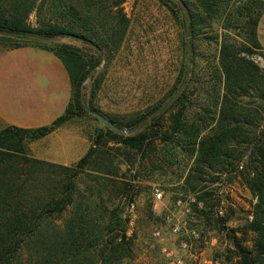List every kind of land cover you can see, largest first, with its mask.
<instances>
[{
	"label": "trees",
	"instance_id": "obj_1",
	"mask_svg": "<svg viewBox=\"0 0 264 264\" xmlns=\"http://www.w3.org/2000/svg\"><path fill=\"white\" fill-rule=\"evenodd\" d=\"M110 1L0 0V45L36 46L54 53L64 63L73 89L66 112L51 125L0 131V264H129L134 258L129 218L115 200L130 207L139 194L140 169L166 168L164 162L178 155L190 162L182 188L196 193L205 183L206 191L197 201L207 218L208 213L215 216L221 200L219 189L210 188L206 177L215 183L224 174L239 173L256 203L244 226V232L253 235L252 248L234 231L228 234L234 264H264V71L252 60L254 55L264 60L257 34L264 0L249 1L237 8L235 20L230 13L219 25L221 87L202 107L189 94L197 37L213 29L215 16L226 13L229 1L159 0L184 35L181 70L164 99L125 123L107 117L93 103L104 81L99 71L104 58L121 48L130 26L122 7L126 0L113 5ZM239 27L248 30L247 38L232 33ZM30 38H73L89 43L94 52L67 44H30ZM88 80L89 100L84 91ZM86 104L129 133L103 123L87 154L70 167L32 156L30 143L73 119L90 116ZM125 164L129 168L123 172ZM216 216L218 228L225 230L228 219Z\"/></svg>",
	"mask_w": 264,
	"mask_h": 264
},
{
	"label": "rangeland",
	"instance_id": "obj_2",
	"mask_svg": "<svg viewBox=\"0 0 264 264\" xmlns=\"http://www.w3.org/2000/svg\"><path fill=\"white\" fill-rule=\"evenodd\" d=\"M117 1L110 2L113 5ZM226 1H229L226 13L215 16L213 29L207 28L197 37L198 49L191 73L194 83L189 94L198 107L214 99L221 87L219 44L216 42L219 25L230 18V13L231 19L235 20L237 8L251 0ZM122 7L130 19L129 30L121 48L104 58L99 69L104 73V81L93 103L107 117L125 123L144 114L173 88L184 58V35L172 13L159 0H126ZM31 22L35 23L34 15ZM232 33L238 39L248 37V30L242 27ZM29 43L67 44L87 53L94 52L89 43L73 38H30ZM252 60L264 71L261 57L254 55ZM84 85L89 100L92 81L88 80ZM90 116L71 122L72 126L88 133L92 145L96 131L104 128V124ZM126 165H123V172L129 168ZM164 166L166 168L159 170L147 166L140 169L136 183L139 194L130 207L120 198L115 200L129 218L128 235L133 239L134 251L129 264H234L236 255L228 234L234 231L245 246L252 248L253 235L246 234L244 226L252 219L256 203L239 173L224 174L215 183L210 182L214 178L206 177L210 188L219 189L217 194L221 204L216 208L215 216L228 219L222 230L214 215L208 213L207 218L201 213L204 205L197 201V196L206 191H203L205 183L200 184L196 193L188 187L182 188L190 162L178 155L176 160H166ZM130 169L132 172L128 173L132 176L134 168ZM156 192L162 194L160 199Z\"/></svg>",
	"mask_w": 264,
	"mask_h": 264
},
{
	"label": "crops",
	"instance_id": "obj_3",
	"mask_svg": "<svg viewBox=\"0 0 264 264\" xmlns=\"http://www.w3.org/2000/svg\"><path fill=\"white\" fill-rule=\"evenodd\" d=\"M257 34L264 50V13ZM72 96L68 71L54 53L36 46L0 45V131L9 126L51 125L66 112ZM90 147L88 133L72 122L29 144L36 159L68 167L76 165Z\"/></svg>",
	"mask_w": 264,
	"mask_h": 264
},
{
	"label": "water",
	"instance_id": "obj_4",
	"mask_svg": "<svg viewBox=\"0 0 264 264\" xmlns=\"http://www.w3.org/2000/svg\"><path fill=\"white\" fill-rule=\"evenodd\" d=\"M86 110H87V112L90 115L98 118L100 121H102L103 123H105L108 127H110L115 132L122 133V134H128L129 133V130L128 129H121V128H119L118 126H116L115 124H113L108 118H106L104 115H102L100 112L91 110L87 105H86Z\"/></svg>",
	"mask_w": 264,
	"mask_h": 264
},
{
	"label": "built area",
	"instance_id": "obj_5",
	"mask_svg": "<svg viewBox=\"0 0 264 264\" xmlns=\"http://www.w3.org/2000/svg\"><path fill=\"white\" fill-rule=\"evenodd\" d=\"M156 196L158 197V199H160L162 197V194L159 192H156Z\"/></svg>",
	"mask_w": 264,
	"mask_h": 264
}]
</instances>
